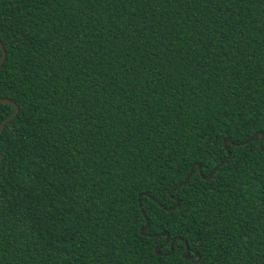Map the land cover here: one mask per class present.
<instances>
[{
	"label": "trees",
	"instance_id": "trees-1",
	"mask_svg": "<svg viewBox=\"0 0 264 264\" xmlns=\"http://www.w3.org/2000/svg\"><path fill=\"white\" fill-rule=\"evenodd\" d=\"M0 41V264H264V0H0Z\"/></svg>",
	"mask_w": 264,
	"mask_h": 264
},
{
	"label": "water",
	"instance_id": "water-1",
	"mask_svg": "<svg viewBox=\"0 0 264 264\" xmlns=\"http://www.w3.org/2000/svg\"><path fill=\"white\" fill-rule=\"evenodd\" d=\"M0 49H1V55H0V66H1V64H2V62H3V60H4L5 56H6V50L4 49L3 44L1 43V41H0ZM0 103H8V104H11V105L13 106V108H14L13 112H12L8 117H6V118L0 123V131H1V130L3 129V127L5 126V124H6V123H7L12 117H14V116L18 113V111H19V107H18V105H17L15 102H13L11 99H8V98H0ZM263 139H264V133H261L260 144L262 143V140H263ZM250 140H252V137H251L249 140H247V141H245V142H243V143H246V142H248V141H250ZM227 142H231V139H230V138H226V139L224 140V144L226 145ZM229 155H230V152H229V150L227 149V157H229ZM225 161H226V160H223V161L219 162L214 168H212V170H211L206 176L203 175V174L201 173V166H200L199 163H197V168H198V170L200 171V174H201V176H202L203 178H205V179H209V178L212 177V175H213L214 172L217 170V168H218L220 165H222L223 163H225ZM192 169H193V166L190 168V170H189L187 176L185 177V179L183 180V182H182L181 184H179V185L173 187V188L169 191V195H170V196H172V193H173L175 190H177L180 186L184 185V184L189 180V178H190V176H191V174H192ZM141 195H145V196H147V197L153 199V197L150 195V193L143 192V193H140V194L138 195V200H139V198H140ZM173 198H174V200H175V202H176V205H178V203H179V199H178V197H173ZM139 206H140V208H141V211H142L143 217H144V219H145V225L142 226V227L140 228V233L145 235V234H146L145 231H146V229L149 227V221H148V219H147L145 213L143 212V209H142V207H141L140 202H139ZM160 235H164V236L166 237V238H165V242H164V244H165L166 242H168L169 237H168V233H167L166 231H162V232L160 233ZM173 243H174V240H171L170 245H169L170 250H169V252H167V254H170V253H171V251H172V247H173ZM162 246H163V244L155 246L154 251H155L156 254H161L160 249L162 248ZM183 257H185V258L188 259V260L195 259V261H194L193 264H196V263L199 261V259H200V255H199L197 252H195L194 254H190L188 247H186V250H185V252L183 253Z\"/></svg>",
	"mask_w": 264,
	"mask_h": 264
}]
</instances>
